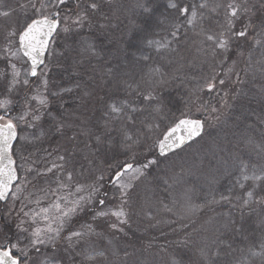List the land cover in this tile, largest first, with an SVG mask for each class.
Instances as JSON below:
<instances>
[{
  "label": "snow or ice",
  "instance_id": "snow-or-ice-1",
  "mask_svg": "<svg viewBox=\"0 0 264 264\" xmlns=\"http://www.w3.org/2000/svg\"><path fill=\"white\" fill-rule=\"evenodd\" d=\"M103 3L104 0H28L26 5L19 4L18 7L25 9L26 16V10L31 8L33 15L27 16L20 28L5 29V43L0 48V264H114L109 259V252L113 257H118L119 251L113 246V240L117 233L125 231L130 219L128 200L133 185L131 181H125V177L131 173L132 179L138 180L145 175V169L157 163L155 159L139 166L127 160L123 163L102 161L104 167L96 166L97 154L101 150L130 154L135 161L137 150L143 146L142 133L135 127L134 114L145 108L136 105L127 96L117 95L119 87L107 100L99 98L104 102L102 131L85 128V121L74 125L64 114H56L51 109L54 101L62 100L63 94L71 93L73 89L53 90L45 53L54 35H59L61 31L69 34L74 29L83 28L86 23L91 27L96 14L101 13ZM138 7L143 10L146 19H151L158 11V2L142 0ZM206 9H209L208 0L199 3L195 0H166L167 15L162 13L158 22L169 25L168 34L176 42H179L181 35H187L190 26L197 36L203 37L199 42L200 51L213 59L219 57L220 64L231 60L228 71L222 77L213 69L212 75L205 77L197 89H206L209 94L218 89L224 90L221 108L231 107L229 99L236 100L244 95L243 89L234 87L236 83H245L240 79L239 71H236L237 64L245 54L244 46L249 48L247 67L243 70L246 76L253 68L251 50L256 46L264 49V0H222L214 3L210 8L212 13L223 10V22L217 20L215 28L205 29L202 26ZM15 11V8H9L0 12V16L7 18ZM182 29L185 31L182 32ZM162 40L145 37L143 43L159 52L172 43ZM85 51H93L92 45H87ZM136 51L140 53L139 59H150L141 48L138 47ZM259 70L264 76V63H260ZM150 73L163 76L160 68L150 69ZM233 75L235 81L232 80ZM252 78L255 79L254 72ZM146 83L151 84L152 81ZM155 83L164 81L161 78ZM75 87L82 91V100L92 95L90 91L82 89L80 83ZM138 89L139 86L136 95L142 96L143 101L159 113L162 106L159 97L153 95L152 90L140 92ZM260 91L264 94V86ZM208 110L211 113L221 111L211 105ZM215 118L218 120L219 116ZM46 120L50 121L48 130L47 133L41 131V136L58 135L70 145L63 148L64 154L60 153L63 145L56 146L57 159L62 163L54 161L44 171L24 168L23 164L18 166L13 159L14 142L28 140V136H20L19 132L25 127L43 128ZM261 122L264 123V119ZM74 127L78 130L69 135ZM203 127L204 122L200 119H180L167 130L163 139L157 141L160 154L165 155L166 151L180 148L185 143V137L176 136L177 132L183 129L191 139L199 136ZM83 136L94 141L91 146L85 144L89 154L82 157L92 167L81 164L77 172L76 163H70V159L77 147L74 142ZM246 142L252 143L251 138H247ZM258 147L264 151V145ZM20 158L27 163L26 157ZM19 169L32 175L33 179L29 180L27 176L21 179ZM238 171L240 178L228 189V194H221V200L231 203L234 189L239 187L244 195H235V199L240 201L241 209L252 204L264 206V195L258 196L256 191L259 188L264 193V166L257 170L256 165H251L250 171V165L239 159ZM41 179L44 186L37 187L36 182ZM248 181L251 184L246 185ZM108 184L112 185L111 195ZM29 185L35 191H28ZM189 210H192L191 206ZM106 230L112 239L104 245ZM124 255L128 256V253L125 251ZM200 255L203 264H214L204 248L200 249ZM257 258L260 264H264V241H261L259 250L248 249V259H244L242 253L233 264H255ZM116 264L124 262L118 261ZM173 264H183V261L174 260Z\"/></svg>",
  "mask_w": 264,
  "mask_h": 264
},
{
  "label": "trees",
  "instance_id": "trees-1",
  "mask_svg": "<svg viewBox=\"0 0 264 264\" xmlns=\"http://www.w3.org/2000/svg\"><path fill=\"white\" fill-rule=\"evenodd\" d=\"M18 1L2 0L0 12L9 8H15L16 11L7 18L0 16V40L6 28L13 26L17 29L21 21L24 23L27 19L24 10L18 7L26 1ZM140 2L142 0H104L102 14H96L91 27L86 23L83 28L74 29L69 34L61 31L59 35L54 36V41L52 40L54 47L60 53L55 55L52 62L47 54L45 62L50 63L49 74L53 90L67 87L73 89L71 93L63 94L62 100L53 102L51 109L56 114L81 109L85 104L87 97L81 99L82 91L76 89L77 83H80L84 90L99 93L95 103H92L94 112L97 108L104 110V102L99 98L104 97L107 100L117 87L120 89L117 95L127 96L136 105L145 108L144 111L134 114L135 127L140 129L143 141V146L136 152L135 161L131 159L130 154L125 155L119 151L101 150L97 154L96 165L99 167L105 166L101 163L102 161L123 163L127 160L139 166L147 163L154 156L157 160V163L145 169V175L135 182L137 191L131 194L134 195V200L131 198L133 208L132 204L128 205L129 223L125 226L123 233L116 234L115 244H117L119 256L113 262L114 264L118 261H123L124 264H173L175 260L183 261V264H203L201 248L209 253L214 264H233L242 253L243 258L248 259V249L259 250L261 241H264V206L252 204L251 207L241 209L240 201L235 199V195H244L239 187L234 189L235 195L231 203L221 200L220 197L222 193L228 194V189L232 187L236 179L240 178L239 159H243L250 165V171L251 165H256L257 170L264 166V151L258 147V145H264V123L261 122L264 119V94L260 91L264 86V76L259 70L260 63H264V49L256 46L251 50L253 68L249 69V74L246 76L243 70L247 67L249 48L247 45L244 46V57L237 65L240 79L245 83L234 85L236 89H243L244 95L236 100L229 99L228 103L231 107L221 108L220 100L224 90L218 89L209 94L206 89L204 91H197V89L203 84V79L207 77L203 75L209 69L218 67L217 74L222 77L224 71L229 68L231 60L220 64L219 57L213 59L211 55H205L202 51L208 59L206 58L203 62L195 60V56L196 58L199 56L194 53L199 36L191 30V27L189 26L187 35H181L179 42H176L168 34L169 25L167 23L161 25L158 22L162 18V13L167 15L166 0H157L158 11L151 19H146L143 10L138 7ZM195 2L199 3L201 0H195ZM216 2H222V0H208L209 9L205 10V18L202 21L205 29L215 28L217 20L223 22L222 9L218 13L210 11L211 6ZM31 11L28 8L27 14ZM101 24L104 25L103 28L100 27ZM196 31L198 32L199 28ZM145 37L157 40L163 38L162 42L172 41V43L168 48L157 52L154 47H147L143 43ZM89 44L92 45L91 52L85 51ZM138 47L144 54L150 56L148 61L139 59L140 53L136 51ZM234 58L236 59L235 56ZM153 68H160L163 76L150 73V69ZM253 72L255 79L252 78ZM161 78L164 83H155ZM149 80L152 81L151 84L146 83ZM232 80H236L235 75L232 76ZM128 85L132 87L129 88ZM137 86L140 92L152 90L153 95L159 97L162 102L159 113L153 111L152 106L144 102L142 96L136 95ZM201 104H204L203 112L196 117L202 119L208 126L200 137L165 156L159 155L154 147H150L155 138L175 120L188 116ZM209 105L221 109L220 112L215 113V117L218 115L219 119L214 117L216 121L213 126L205 117V113L209 111ZM49 123L50 121L47 120L45 128L42 129L45 133ZM102 126L103 124L97 128L95 125L91 130L102 131ZM68 134H72V130ZM28 136L40 137L41 140L14 142V151L17 149L23 157L27 156V151L34 149L33 146L41 147L40 152L44 150L51 152L60 142L58 135L41 136V131L38 130L30 131ZM249 137L252 143L246 142ZM64 141L65 144L60 149L63 153L64 147H70L68 141L66 139ZM81 142L79 144L74 142L77 145V149H74L75 154L80 158L84 156V143ZM86 143L91 146L94 141L89 138ZM218 148L222 150L224 159L226 155H233V161L224 164L225 160L223 163L214 164L219 157L213 152ZM140 149L146 151L145 156L140 154ZM176 155L180 159L187 156L189 160L199 159L208 177L205 182L207 187L198 188L193 195V203L196 207L194 220L198 225L190 223V229H181L180 226L183 224H179L178 221L167 224L154 223V219L149 217L151 214L142 202H139L140 194H145L146 183L154 187L152 177L156 176L160 168L170 169L173 163L166 164V160L169 158L171 160ZM14 157L15 160L19 159L16 154ZM71 161L74 160L70 159ZM74 162L78 169L81 164L88 167L83 159ZM245 183L251 184V181ZM107 187L110 188L112 185L108 184ZM256 191L258 196L264 195L259 188ZM132 202L129 201V203ZM151 213L155 216L159 213L163 214L162 210L155 205L151 206ZM169 217L171 220L175 219L170 214ZM125 251L128 256L124 255ZM255 264H260L258 258Z\"/></svg>",
  "mask_w": 264,
  "mask_h": 264
},
{
  "label": "rangeland",
  "instance_id": "rangeland-1",
  "mask_svg": "<svg viewBox=\"0 0 264 264\" xmlns=\"http://www.w3.org/2000/svg\"><path fill=\"white\" fill-rule=\"evenodd\" d=\"M22 1L23 0H19L18 2H22ZM25 1H26V3H25V5H26L28 3V0H25ZM23 10L25 12V9H23ZM30 10H31V8H30ZM26 11L28 12V9ZM32 15H33L32 11L29 12V14H27V16H32ZM23 24H24L23 21H21L20 26L18 28H20ZM11 28L14 30L16 29V27H13V26ZM0 35H1V32H0ZM4 35L2 36V38L0 40V48H3L4 43H5ZM202 39H203V37L199 36L197 43H196L195 52H194L195 55H199L198 58H196V56H195V60L201 61V62L205 61V59L207 58L199 50L201 48V45L199 42ZM17 40H18V37H17ZM53 41L51 42L50 47H49V51H48L50 62L53 61V58L55 57V55L57 53H60L55 49L56 47H54ZM46 59H47V57H46ZM239 64H240V61H239L238 65ZM48 65L50 68V63ZM229 65H231V62L229 63ZM238 65L236 66V71H239ZM213 69H209L207 71V73H205L203 76L212 75ZM217 70H218V67L215 68L216 73H217ZM227 71H228V68L224 72H227ZM203 82H204V79H203ZM98 94L99 93L93 92L90 97H87L85 99V104L81 107V109H77L75 111H70V112L64 113L66 118L68 120L72 121L74 123V125H79L80 121H85V124H84L85 128L92 129L93 127H95V125L97 128L100 127L103 124V120H104V116H103L104 110L103 111L98 110V108H97L96 111L94 112V110L92 108V103L93 102L95 103V100L98 97ZM203 108H204V104H201L199 108L193 109L192 112H190L191 114H188V116L185 115V116L179 117L177 120H179L180 118H183V117L197 118L196 116H198L200 113L203 112ZM13 114H15V113H13ZM205 117H207V121L210 122L213 126V123L216 121V119L214 118L215 113H211L210 111H208L205 113ZM177 120H175L171 124V126L174 125ZM46 123H47V120L44 122L43 128H45ZM207 126H208V124L205 123L204 124V130ZM43 128H39V127L27 128V127H25L24 128L25 130H23L22 132H19V135L20 136H25V135L28 136L30 131H32V130L42 131ZM167 129H165V131L160 133L159 136H157L155 138L156 140H154L150 144V147L155 148L154 150L156 153H157V141L161 139V137L163 136V134L166 132ZM77 130H78V128L74 127L72 129V132L77 131ZM87 137L88 136L78 137L77 141H75V142H78V144H79V142H81L83 140L85 141V142H81V143H84V145H83L84 154L83 155L89 154V148L85 147L86 142H88V140H89V138H87ZM33 139H34L33 137L28 136V140L30 142H32ZM40 140L41 139H39V141ZM59 141L60 142L58 144H62V145L65 144V141L61 140V138H59ZM88 145L90 146V144H88ZM56 146L51 151L52 155H48L49 152H47L45 150L43 152H40L41 147L33 146L34 149L29 150L26 153L27 163H24V161L21 160L20 157L22 156V154H20L17 151V149L14 152L17 155V157H19L20 165L23 164L24 168H28V167H31L33 169L38 168L40 171H44L47 167H51V164L54 161L56 163H62L61 161H58V159H57ZM220 147H222V146H220ZM75 149H77V148H75ZM73 151H74V155L71 158V160L77 161V160L82 159L77 154H75V150H73ZM60 153L64 154L62 152V150H60ZM213 153L219 157L217 159L218 163H217V161H215V162L213 161L214 164L215 163L216 164L223 163L225 160H226V162L224 164H226L230 161H233V158H234V156L230 154L228 156L226 155V157L224 159L222 156V150H220L219 148L215 149ZM140 154L145 156L146 151L144 149H140ZM187 157L180 159L176 155L171 160H170V158L167 159L166 164H169L171 162V164L173 163L172 167H170V169L160 168V171L156 174V176L152 177L154 187H151L149 184L146 183L145 194H140L141 199L139 202H142V205H144L146 210L151 214V216H149V215H147V216L152 217L154 219V223H158V224L166 223L167 224V223H177V221H178L179 224L180 223L183 224L182 226H180L181 229H183V228L190 229V226H189L190 223L197 224V222L195 223V220H194L196 207L193 203V195L195 194V192L198 188L207 187L205 185V182L207 181L208 177H206V174L203 171L204 168L200 165L201 162H199L200 161L199 159H196V160L190 159L189 160ZM154 158H156V157L154 156L153 158H150V160H152ZM72 162L73 161H71L70 163H72ZM88 167H90V165H88ZM19 170L21 173V179H24L26 176L29 180L33 179L32 175H29L23 169H19ZM76 171L79 172L80 169H78V167H76ZM50 175L51 174H49V176ZM78 178L81 180L84 179V177H78ZM125 181H131V183L133 185V187L129 190L130 195H129V200H128V205L132 204L131 207L133 208V202H132L131 198L133 199L134 195H131V194L137 191V188L135 186V182L137 180L132 179V174L130 173L128 176L125 177ZM36 183H37V187L44 186V180H42V179ZM154 188H155V190H153ZM108 189L110 190V195H111L112 187H110ZM28 191H35V189H33L31 187V185H29ZM129 201L132 203H129ZM152 205L159 207L162 210L163 214L160 215V213H159V215H157V216L152 214L151 213V206ZM189 206H191V208H192L191 211L189 210ZM33 207H35V205H33ZM169 214L171 216L175 217V219L171 220L169 217ZM110 239H112V236L106 230L105 238H104L102 243L104 245H107L108 241ZM115 240H116V238H115ZM115 240H113V246L116 248L117 244H115ZM109 259L112 261H116L117 257H113L111 255V253L109 252Z\"/></svg>",
  "mask_w": 264,
  "mask_h": 264
},
{
  "label": "water",
  "instance_id": "water-1",
  "mask_svg": "<svg viewBox=\"0 0 264 264\" xmlns=\"http://www.w3.org/2000/svg\"><path fill=\"white\" fill-rule=\"evenodd\" d=\"M54 36H55V35H54ZM53 38H54V37H53ZM50 44H51V43H50ZM49 47H50V45H49ZM48 50H49V49H48ZM48 50H47L46 53H45V61H46V57H47V54H48ZM180 119H198V118L183 117V118H180ZM180 119H179V120H180ZM179 120H177V121L175 122V124L178 123ZM200 120L203 121L202 119H200ZM175 124L172 125L171 127L175 126ZM169 128H170V127H169ZM169 128H168V129H169ZM168 129H167V130H168ZM167 130H166V132L163 134V136L161 137V139L164 138V135L167 133ZM203 131H204V127H203V130L201 131V133H200L199 136H194V137H192L191 139L188 138V133H187V131H184V130L182 129L180 132H177V133L175 134L176 136L183 135V136L185 137V143H184L180 148H176V149H173V150H168V151H166V154H165V155L170 154V153H172V152H174V151H177V150L183 148L184 146H186L187 144L191 143L192 141L196 140L198 137H200V136L202 135ZM161 139H160V140H161ZM157 153H158L159 155H161L158 146H157ZM165 155H161V156H165ZM13 159H14V157H13Z\"/></svg>",
  "mask_w": 264,
  "mask_h": 264
},
{
  "label": "flooded vegetation",
  "instance_id": "flooded-vegetation-1",
  "mask_svg": "<svg viewBox=\"0 0 264 264\" xmlns=\"http://www.w3.org/2000/svg\"><path fill=\"white\" fill-rule=\"evenodd\" d=\"M22 156H23V155H22ZM35 157H36V156H35ZM15 161H16L17 165L19 166V165H20V160H19V159H16ZM18 175H19L20 178H21L20 170H18Z\"/></svg>",
  "mask_w": 264,
  "mask_h": 264
}]
</instances>
